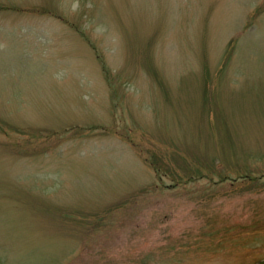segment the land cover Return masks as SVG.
<instances>
[{
  "label": "rangeland",
  "instance_id": "1",
  "mask_svg": "<svg viewBox=\"0 0 264 264\" xmlns=\"http://www.w3.org/2000/svg\"><path fill=\"white\" fill-rule=\"evenodd\" d=\"M0 264H264V0H0Z\"/></svg>",
  "mask_w": 264,
  "mask_h": 264
}]
</instances>
